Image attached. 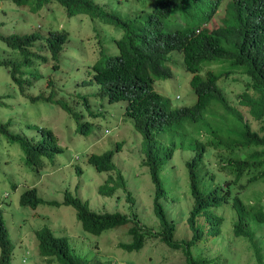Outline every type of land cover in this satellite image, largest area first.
Here are the masks:
<instances>
[{"label": "rangeland", "instance_id": "obj_1", "mask_svg": "<svg viewBox=\"0 0 264 264\" xmlns=\"http://www.w3.org/2000/svg\"><path fill=\"white\" fill-rule=\"evenodd\" d=\"M94 1L104 7L106 12L115 13L122 19L134 17L142 5V0ZM147 1L145 9L152 8L150 0ZM224 5L204 26L207 31L219 25L224 17ZM32 7L33 0H28L21 7L10 0H0V34L37 33L46 36L51 30L67 33V42L56 59L49 56L44 44L37 42L31 47V52L45 56L46 60L31 57L30 69L21 76L22 85L11 78L7 66L0 65V122L8 121L9 132L21 134L32 143L43 140L42 129L51 130L62 149L41 157L42 166L37 171L25 164L19 144L7 143L0 134V210L8 238L14 246L9 264H46L38 255L35 237V233L44 227L55 237L66 238L73 255L87 264H185L181 250H175L176 253L168 257L171 260L162 261L159 251L154 249L156 245H162L150 240L138 252L118 248L120 243L131 242L127 231L133 227L132 222L95 236L83 231L72 207L62 205L66 192H69L87 202L92 212H118L130 218L134 215L141 227L152 231L160 228L152 211L154 185L148 168L142 164L145 141L134 129L132 118L125 114V100L109 102L99 92L102 89L100 85L83 84V80L88 79L91 65L98 58L102 59L100 52L107 56L117 54L113 39H119L122 31L115 24L95 25L86 15L75 13L69 17L66 9L56 1L44 5L37 12H32ZM18 54L10 52L9 48L0 43V59L9 57L18 62L22 60ZM169 59L172 77L156 79L153 88L171 108L190 106L195 98L189 85L191 74L184 70L180 53H171ZM228 66L227 62H210L202 67L201 73L207 68L217 73L223 72ZM248 80L245 74L233 72L220 77L217 84L223 88L228 102L237 107L254 128L256 124L251 121L246 106L239 103V93ZM82 95H88L86 102ZM57 99L72 112L81 114L79 121L55 102ZM208 110L203 113L205 117L238 129L239 123L234 122L233 117L227 113L230 116L228 118L223 109L219 113H210ZM78 123L85 124L84 130L79 129ZM172 141H179V134L173 128L154 135L157 148L170 145ZM118 142H122V146L113 158L115 169L97 171L88 157L115 150ZM215 154L212 146L204 151L202 162L206 165L200 174L204 170L206 175L217 174L213 182L218 177L232 178L234 173L221 169ZM191 156L190 149L178 145L160 172L166 189L171 188L176 195L174 201L170 196L160 199L165 205L169 222H173L176 227L175 240L185 241L191 236L185 221L191 199L183 186L186 180L184 162ZM110 176H113L116 191L111 195L100 193L99 186ZM247 180L246 176L241 177L240 183L244 184V188L239 189L238 195L244 205L257 203L262 205L264 211L263 176L251 182ZM11 184H15V188H11ZM31 187L36 188L43 201L35 209L19 204L20 194ZM49 202L58 205H50ZM214 211L222 217L219 235L213 237L204 234L203 241L196 242L193 247V257L205 260L203 264H264V226L254 229L252 240L249 237H237L233 232L237 218L231 203ZM201 221L202 218H199L198 222Z\"/></svg>", "mask_w": 264, "mask_h": 264}, {"label": "trees", "instance_id": "obj_2", "mask_svg": "<svg viewBox=\"0 0 264 264\" xmlns=\"http://www.w3.org/2000/svg\"><path fill=\"white\" fill-rule=\"evenodd\" d=\"M10 1L17 6H24L28 0ZM48 1L50 0H33V10H41ZM54 1L66 9L69 17L75 13L86 15L95 25L115 24L122 31L119 39H113L117 54L107 56L100 52L102 59L98 58L91 65L88 79L83 80V84L100 85L102 89L99 92L109 102L125 100V114L132 118L134 129L145 141L143 163L148 167L154 185L152 211L160 228L152 231L141 227L134 215L130 218L118 212H92L87 202L69 192H66L62 205L72 207L82 229L95 236L132 222L133 227L127 231L131 242L120 243V247L127 252H138L147 240L157 242L162 246L156 245L154 249L159 251L162 261L171 260L168 257L175 254V250H181L185 264H203L205 260L193 257V247L196 242L203 241L204 234L213 237L219 235L222 217L214 210L229 202L237 218L233 224L235 236L249 237L252 240L254 229L264 226V211L262 205L257 203L252 206L244 205L238 191L244 188V184L240 183L242 176L247 177V182L259 176L264 178V0H226L224 17L210 31L202 26L221 11L224 0H153L151 9H144L141 5L130 19H122L115 13L106 12L94 0ZM37 42L44 44L49 56L56 59L67 42V33L49 30L46 36L37 33L25 36L0 34V43L9 48L10 52H18L22 56L21 58L18 54L22 59L18 62L9 57L0 59V65L7 66L11 78L19 84L22 83V74L27 72L32 62L31 57L46 60L45 56L31 52L30 48ZM173 52L182 55V66L191 74L189 85L195 98L190 106L171 108L153 88L156 79L172 77V69L168 63L169 55ZM210 62H227L229 66L223 72L217 73L207 68L201 73L202 67ZM233 72L249 77L239 93V103L246 106L251 121L256 124L254 128L244 114L228 102L223 88L217 84L220 77ZM82 97L86 102L88 95ZM55 102L76 121L82 117L60 100ZM214 102L219 105L213 104ZM208 108L210 113H219L223 109L228 118L230 114L234 122L239 123L238 129L226 126L217 119L205 117L203 113ZM7 125L8 121L0 122V134L7 143L20 145L25 164L33 170L38 171L42 166L41 157L62 149L48 129H42V142L32 143L21 134L9 132ZM78 126L80 130H84L85 124L78 123ZM170 128L177 131L179 141L157 148L155 133ZM178 145L192 151V156L184 162L186 180L183 186L191 199V207L185 220L191 236L185 241L175 240L176 227L173 222H169L165 205L160 202L163 196L166 199L170 196L173 201L176 198L171 188L167 190V186L161 181L160 172ZM210 146L216 152L220 168L234 173L232 178L218 177L213 182L217 174L206 175L205 170L200 174L206 165L202 162L204 151ZM116 149H119V144H116ZM114 153L115 151L109 150L101 155H91L88 160L98 171H111L115 169ZM113 183V176L108 177L99 187V192L113 194L116 191ZM11 188H15V184H11ZM40 203L43 201L35 187L27 188L20 194L19 204L22 207L35 209ZM48 204L58 205L55 202ZM199 218H202L201 222H198ZM35 236L38 255L46 264H87L73 255L66 238L55 237L46 227L37 231ZM12 249L14 246L8 238L0 210V264H9Z\"/></svg>", "mask_w": 264, "mask_h": 264}, {"label": "clouds", "instance_id": "obj_3", "mask_svg": "<svg viewBox=\"0 0 264 264\" xmlns=\"http://www.w3.org/2000/svg\"><path fill=\"white\" fill-rule=\"evenodd\" d=\"M51 1H54V0H50V1H48V3H46V4L51 3ZM225 1H226V0L223 1V4L225 3ZM56 3H57V1H56ZM147 3H148L147 0H142V5L144 6V9H145ZM46 4H43V6L46 5ZM58 4H59V3H58ZM223 4H222V6H223ZM149 5H151V6L153 7V0H150ZM149 5H148V6H149ZM24 6H25V5H24ZM222 6H221V8H222ZM18 7H21V6H18ZM62 7H63V6H62ZM101 7H102V6H101ZM102 8L105 9L104 7H102ZM221 8H220V9H221ZM33 9H34V5H33L32 9H31V11H32V12H35ZM149 9H151V8H149ZM220 9H219V10H220ZM219 10H218V11H219ZM217 14H218V12L216 13V15H217ZM205 25H206V24H205ZM205 25H203L202 27H204ZM196 32H197V31H196ZM31 34H33V33H31ZM31 34H27V35H31ZM20 36H25V35H20ZM63 48H64V47H63ZM62 50H63V49H62ZM60 53H61V52H60ZM60 53H59V54H60ZM20 85H22V84H20ZM50 131H51V130H50ZM51 133H52V131H51ZM39 142H42V140L39 141ZM39 142H35V143H39ZM117 144H119V149L117 150L116 147H115V150H113V151H115V152L120 150V148H121V146H122V142H118ZM155 145L157 146V144H155ZM144 150H145V148H144ZM108 151H109V150H108ZM105 152H106V151H105ZM103 153H104V152H103ZM103 153H102V154H103ZM92 155H97V154H92ZM99 155H101V154H99ZM114 155H115V153H114ZM90 156H91V155H90ZM90 156H89V157H90ZM89 157H88V159H89ZM113 158H114V156H113ZM144 159H145V157H144ZM144 159H143V162H144ZM143 162H142V164L145 165ZM113 163H114V162H113ZM91 164H92V163H91ZM92 165H93V164H92ZM93 166H94V165H93ZM145 166H146V165H145ZM94 167H95V166H94ZM146 167H147V166H146ZM147 168H148V167H147ZM95 169H96V168H95ZM96 170H97V169H96ZM113 170H114V169H113ZM97 171H98V170H97ZM102 185H103V184H102ZM100 186H101V185H100ZM100 186H99V187H100ZM98 190H99V188H98ZM71 195H72V194H71ZM83 231H84V230H83ZM103 232H104V231H103ZM103 232H102V233H103ZM98 236H99V235H98ZM35 237H36V236H35ZM117 247L120 248V249H122V248L120 247V244H118ZM70 249H71V248H70ZM122 250H124V249H122ZM71 251H72V250H71ZM124 251H125V250H124Z\"/></svg>", "mask_w": 264, "mask_h": 264}]
</instances>
